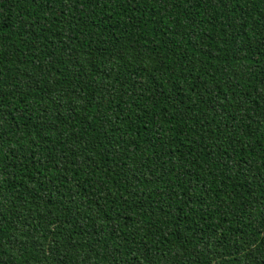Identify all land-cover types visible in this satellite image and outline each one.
<instances>
[{"label": "trees", "instance_id": "16d2710c", "mask_svg": "<svg viewBox=\"0 0 264 264\" xmlns=\"http://www.w3.org/2000/svg\"><path fill=\"white\" fill-rule=\"evenodd\" d=\"M0 264H264V0H0Z\"/></svg>", "mask_w": 264, "mask_h": 264}]
</instances>
